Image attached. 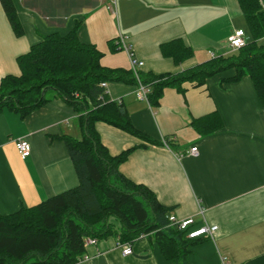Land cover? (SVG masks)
<instances>
[{
	"label": "crops",
	"instance_id": "obj_1",
	"mask_svg": "<svg viewBox=\"0 0 264 264\" xmlns=\"http://www.w3.org/2000/svg\"><path fill=\"white\" fill-rule=\"evenodd\" d=\"M12 3L23 35L14 34L0 4V81L19 76L16 59L31 45L50 34H66L76 22L79 41L103 54L102 66L131 71L129 55L111 51L108 43L115 46L123 37L133 57L143 62L139 71L154 75L181 73L210 60V53L225 55L233 30L246 32L236 0H114L111 8L101 0ZM174 39L193 51L180 64L163 57L159 48ZM232 74L214 75L202 86L184 83L183 92L165 88L155 107L137 100L136 85L108 82V98L120 102L133 127L156 144L103 122L94 124L111 156L134 148L119 165L120 174L148 188L176 218L217 226L213 239L199 238L188 248L187 264H220L221 256L235 264H264V108L248 76L223 81ZM46 96L45 104L22 119L0 111V214L35 206L78 185L58 139L81 138L78 115L53 91ZM211 115L220 121L211 133L192 127V120ZM17 139L30 145L25 158L16 150ZM191 147H197L196 156L188 154ZM116 243L112 236L97 239L85 248L91 259L80 264H170L147 238L132 245L131 256H122Z\"/></svg>",
	"mask_w": 264,
	"mask_h": 264
},
{
	"label": "trees",
	"instance_id": "obj_2",
	"mask_svg": "<svg viewBox=\"0 0 264 264\" xmlns=\"http://www.w3.org/2000/svg\"><path fill=\"white\" fill-rule=\"evenodd\" d=\"M236 1L246 23L247 44L181 73L139 72L140 82L149 90L147 100L151 107L158 105L165 88L183 92L184 83L202 86L208 78L232 71L223 81L237 82L248 76L264 108V1ZM0 4L14 34L22 36L12 0H0ZM79 25L76 22L66 34H50L31 45L27 53L16 59L19 76L7 75L0 81V111L25 118L48 101L46 92L53 91L73 107L81 131L80 139L58 137L65 145L78 185L35 206L0 214V264H76L86 254L84 237L97 240L109 236L130 245L147 238L170 264H187L188 248L195 240L187 239L185 231L170 225L168 214L172 208L161 205L148 188L118 171L134 148L111 156L94 130L96 122H103L156 144L133 127L122 104L110 100L100 87L102 82L137 85L136 78L130 70L102 66L103 54L93 45L79 41ZM108 43L111 51L118 48V43ZM159 48L161 55L175 64L193 55L181 39L163 43ZM191 125L206 135L220 121L211 115L192 120Z\"/></svg>",
	"mask_w": 264,
	"mask_h": 264
},
{
	"label": "built area",
	"instance_id": "obj_3",
	"mask_svg": "<svg viewBox=\"0 0 264 264\" xmlns=\"http://www.w3.org/2000/svg\"><path fill=\"white\" fill-rule=\"evenodd\" d=\"M103 2H108L109 8L114 6V0H101ZM248 35L246 34L245 31L241 29H236L233 30L232 34L228 37L227 39V51L228 53H233L237 51L238 49L244 47L247 42H248ZM118 49L119 50H124L128 55H129V63L131 67V71L136 78V98L137 100L144 101L148 103L147 100V95L149 93V90L146 86H144L139 79L138 73L140 72L139 69L143 66V62L137 60L136 58L133 57L132 53L130 52L129 47L125 45V38L120 37L118 40ZM216 57L214 53H210V58ZM107 83L102 82L100 84V87L106 92V87ZM15 147L18 152V154L22 157L25 158L29 155L30 152V145L28 142L24 139H17L15 141ZM197 147H191L188 150V154L192 156L197 155ZM182 155L180 154L179 157ZM204 209L202 207H199V214H203ZM168 222L170 225L176 227L180 231H185V236L187 239L191 240H197L202 237H208L210 239H213L216 235L217 232V226L216 225H208V224H201L196 226L195 222L192 218H187V219H178L176 218L173 214L169 213L168 214ZM97 240L94 238L90 237H84L83 238V246L84 248H87L88 246H94L96 245ZM116 247L120 250L122 256H131L133 255V248L132 245L130 244H122L117 241ZM91 259V256L84 254L82 258H80L76 264H80L82 262L88 261ZM220 264H235L229 258L226 256H221L220 257Z\"/></svg>",
	"mask_w": 264,
	"mask_h": 264
}]
</instances>
